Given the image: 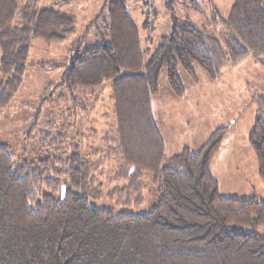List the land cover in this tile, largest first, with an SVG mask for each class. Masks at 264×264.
<instances>
[{"label": "trees", "instance_id": "1", "mask_svg": "<svg viewBox=\"0 0 264 264\" xmlns=\"http://www.w3.org/2000/svg\"><path fill=\"white\" fill-rule=\"evenodd\" d=\"M184 4L202 10L198 0ZM106 12L109 40L83 48L87 34L78 39L62 83L75 92L111 81L117 127L105 137L108 147L98 161L77 147L36 168L15 162L12 148L0 143V264H264V200L223 197L212 174L228 127L196 150L167 157L152 109L164 70L172 93L184 98L180 68L196 80L198 64L216 80L228 66L264 58V0H234L221 40L189 20L175 24L147 60L128 0H105L87 33ZM75 23L55 8H38L37 0H0V112L23 85L30 41L64 43ZM251 98L256 115L248 141L264 181V94L254 91ZM49 138L42 134V144ZM105 158L114 166L107 193L98 175ZM147 173L157 188L149 212L117 214L92 204L109 199L120 207L141 206ZM62 176L68 180L64 194Z\"/></svg>", "mask_w": 264, "mask_h": 264}, {"label": "rangeland", "instance_id": "2", "mask_svg": "<svg viewBox=\"0 0 264 264\" xmlns=\"http://www.w3.org/2000/svg\"><path fill=\"white\" fill-rule=\"evenodd\" d=\"M201 12L184 4V0H128L129 12L140 29L146 60L158 47L162 37L170 34L175 24L189 20L199 29L220 39L227 32L226 19L234 0H198ZM105 0H37L38 8L52 7L73 17L75 32L60 44L32 39L24 82L10 104L0 112V143L8 144L15 162L27 161L38 168L48 158L64 157L75 152L94 161L107 150L105 137L116 129L111 81L97 89L79 88L72 92L62 83L65 65L72 54V45L87 34L82 47L109 40L106 22L108 13L88 30L100 15ZM216 10V11H215ZM33 62L59 64L60 68L42 70ZM196 80L180 68L179 75L186 89L184 98L176 97L168 84L164 70L160 94L153 98L155 122L165 141V154L172 157L184 148H200L217 129L228 127L222 147L213 159L212 174L223 197L258 196L264 200V181L258 173V162L248 137L253 128L256 107L251 93L264 94V58L249 57L223 70L212 80L198 64L194 65ZM49 132L43 145L41 136ZM161 135V136H162ZM61 138V139H60ZM113 163L105 158L98 171L103 191L109 184ZM101 173V174H100ZM61 192L68 188L66 176L59 178ZM146 200L139 207H120L109 199L92 200L99 208L142 214L157 202V188L152 175L145 174ZM261 234L264 230L259 229Z\"/></svg>", "mask_w": 264, "mask_h": 264}, {"label": "crops", "instance_id": "3", "mask_svg": "<svg viewBox=\"0 0 264 264\" xmlns=\"http://www.w3.org/2000/svg\"><path fill=\"white\" fill-rule=\"evenodd\" d=\"M159 129V128H158ZM160 131V130H159ZM161 133V132H160ZM161 135H162V133H161ZM162 137H163V135H162ZM165 142V141H164Z\"/></svg>", "mask_w": 264, "mask_h": 264}]
</instances>
